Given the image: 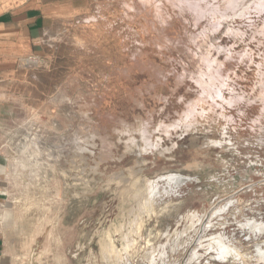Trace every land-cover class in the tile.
<instances>
[{"label": "rangeland", "instance_id": "rangeland-1", "mask_svg": "<svg viewBox=\"0 0 264 264\" xmlns=\"http://www.w3.org/2000/svg\"><path fill=\"white\" fill-rule=\"evenodd\" d=\"M53 1L0 80L14 264H264V0Z\"/></svg>", "mask_w": 264, "mask_h": 264}, {"label": "crops", "instance_id": "crops-1", "mask_svg": "<svg viewBox=\"0 0 264 264\" xmlns=\"http://www.w3.org/2000/svg\"><path fill=\"white\" fill-rule=\"evenodd\" d=\"M53 5V0H32L8 13L0 14V80L13 72L20 58L35 54L34 51L37 54L42 52L40 45L48 32ZM6 108L0 103V122L8 115ZM5 170L0 154V186ZM2 201L0 195V205ZM0 264H14L13 258L7 252V243L1 229Z\"/></svg>", "mask_w": 264, "mask_h": 264}, {"label": "built area", "instance_id": "built-area-1", "mask_svg": "<svg viewBox=\"0 0 264 264\" xmlns=\"http://www.w3.org/2000/svg\"><path fill=\"white\" fill-rule=\"evenodd\" d=\"M23 2H28V1H30V0H22ZM29 60H31V59H29ZM38 60V58L36 59V60H33V61H37Z\"/></svg>", "mask_w": 264, "mask_h": 264}, {"label": "bare ground", "instance_id": "bare-ground-1", "mask_svg": "<svg viewBox=\"0 0 264 264\" xmlns=\"http://www.w3.org/2000/svg\"><path fill=\"white\" fill-rule=\"evenodd\" d=\"M147 134V133H146Z\"/></svg>", "mask_w": 264, "mask_h": 264}]
</instances>
